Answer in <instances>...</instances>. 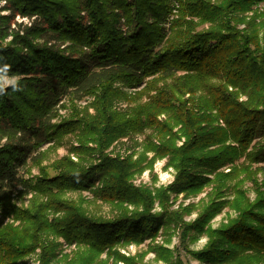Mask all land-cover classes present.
I'll return each mask as SVG.
<instances>
[{
	"label": "trees",
	"instance_id": "trees-1",
	"mask_svg": "<svg viewBox=\"0 0 264 264\" xmlns=\"http://www.w3.org/2000/svg\"><path fill=\"white\" fill-rule=\"evenodd\" d=\"M169 1L0 0V12H8L0 15V76L18 79L0 89V140L5 139L0 145L1 264H15L32 252L40 232L84 248L65 264H100L96 259L103 253L129 264L115 248L153 242L170 222L183 238L194 228L204 229L208 241L192 253L201 262L264 264V178L257 182L249 177L255 186L253 202L234 185L232 201H210L191 224L182 223L177 213L168 214L167 207L168 193L197 194L211 183L219 200L232 172L248 176V166L264 164V8H256L264 0H174L178 18L165 29ZM16 17L29 25L14 23L12 28ZM240 24L245 28L237 29ZM65 42L69 45L62 49ZM116 81L144 85L136 96L146 101L136 104L128 120L112 110ZM89 95L95 96L93 115L74 106ZM62 99L71 103L73 116L54 123ZM147 129L158 138L157 144L148 136L141 143L153 154L150 163L167 157L175 169L173 182L155 194L159 213H151L152 194L131 183L140 163L104 154L126 131ZM67 134L75 135L68 154L77 162L62 157L40 168L35 179L19 173V166L25 169L40 160L41 154L33 156L40 146L58 145ZM180 138L184 141L177 146ZM92 150L100 160L86 165L82 158ZM227 167L230 174L219 171ZM19 187L35 196L31 209L11 203ZM84 191L113 206L116 215L89 216L62 197ZM224 205L237 216L209 228ZM47 211L59 215L50 221ZM9 216L23 228L2 227ZM150 250L166 261L171 254L163 247Z\"/></svg>",
	"mask_w": 264,
	"mask_h": 264
},
{
	"label": "rangeland",
	"instance_id": "rangeland-1",
	"mask_svg": "<svg viewBox=\"0 0 264 264\" xmlns=\"http://www.w3.org/2000/svg\"><path fill=\"white\" fill-rule=\"evenodd\" d=\"M4 6L3 2H0V8ZM258 10L264 8V1L260 3L257 7ZM0 15H8V12H0ZM252 14L246 13L245 16L249 18ZM178 18V4L173 0L169 1V9L165 15V20L162 26L167 29L170 27L171 23ZM29 20L16 17L12 23L11 27L13 28L14 23H21L22 27L29 25ZM121 23V30L125 31L123 26V21ZM245 24H240L237 26V29L242 30L245 28ZM206 27V25L204 26ZM263 32L260 31L258 34V39L262 40ZM11 38L8 37L6 40L1 41L3 45H6L10 42ZM60 45V44H59ZM69 44L65 42L63 45H60L62 49H65ZM15 78H8L6 76H0V89H7L12 86L16 81ZM166 83H170V79H166ZM144 85L140 86H127L122 85L119 82H113L112 88L117 91V99L112 104V110L119 113L123 119H130L132 116V109L136 106L137 103H144L146 98H142L138 101L137 93L141 91ZM153 95V92L150 93ZM198 94H196L197 96ZM95 96L89 95L81 101L74 103V106L77 110H85L88 114H94V107L92 102H94ZM245 98L242 97V100ZM58 116L54 120V123H58L62 120L70 119L71 115L73 116V109L70 102L66 100L59 102ZM62 105V106H61ZM159 120H164V117L161 116ZM222 125V123H219ZM178 128H175L174 131H177ZM126 135L119 138L111 144V146L104 151V154L108 155L111 158H118L120 160L126 159L131 160L132 162H139V170H136V173L133 174L131 183L136 188L146 189L153 196V207L151 213H159L161 211L159 202L155 198V194L159 190L166 189L174 179L175 169L169 164L168 158H157L155 161L150 163V160L153 157V154L150 152L144 151V139L146 136L151 137L154 143H158V138L150 130H145L143 133L140 132H131L126 131ZM184 141L183 138H180L176 141V145L180 146ZM5 143V139L0 140V145ZM142 143V144H141ZM75 135L67 134L64 135L60 143H46L40 146L33 156H39L41 154L40 160L35 164L27 163L26 168L19 166L17 170L19 173L24 175V178H36L39 177L40 168H48L51 163L54 161L65 157L68 154L70 146H75ZM89 147H94L89 144ZM94 149V148H93ZM38 153V155H37ZM99 153L96 150H92L91 154L88 156H83L82 159L86 160L84 163L86 165H95L99 162L100 157ZM71 160L77 162V159L73 154L69 155ZM243 159H240L235 163L238 167L242 166ZM245 165L247 163L244 162ZM249 174L243 171L232 172L231 177H228V180L224 182L223 187V198L215 199L217 197L216 184L211 183L205 187L202 192L197 194H169V199L167 202L168 214L177 213L182 223L191 224L196 221L199 217L204 214V206L209 204L210 201H232L235 197L233 195L234 185H240L245 199L247 198L249 202H253L255 199V186L249 180L250 176H255L257 182H261L264 178V164H252L248 166ZM219 171L228 173L227 168H221ZM230 174V173H228ZM33 196L27 190L17 188L11 195V203L18 208L19 210L31 209L32 203L34 202ZM66 201L80 205L82 209L86 212L87 215L93 217H101L104 219L111 218L116 215V209L103 202L102 200L96 199L88 191L84 192H74L67 193L65 196H62ZM39 201H44L42 198H38ZM138 208H142V204H138ZM133 209V206L128 207ZM59 213H52L47 211L48 220L52 221L54 218L58 217ZM237 216V213L231 209L228 205L221 207L210 219L207 226L215 230L221 225L227 224L230 219H233ZM164 224V223H163ZM10 226L12 228L21 230L23 224L20 220H16L13 216L5 218L2 227ZM206 226V227H207ZM205 227V229H206ZM190 230L187 232L186 238H183L180 234V230L174 223H168V226H161L158 231V237L155 241L150 242V240H145L141 244H129L124 247H116L115 250L121 255L128 259L129 264H206L197 260L192 256V253L202 250L207 241L208 237L204 234V229L197 231ZM38 246L34 248L32 252L19 259L15 264H65L71 256H74L79 253H84L83 247H74V245L68 246L62 238H56L53 235L40 232L37 236ZM163 247L170 251V256L167 261L161 259L157 256V253L150 248ZM54 248L53 250H51ZM54 253V255H50ZM83 255V254H81ZM65 257H68L67 259ZM96 261H100V264H128L119 260H115L112 257L107 258L106 253L101 254ZM1 264V263H0Z\"/></svg>",
	"mask_w": 264,
	"mask_h": 264
}]
</instances>
